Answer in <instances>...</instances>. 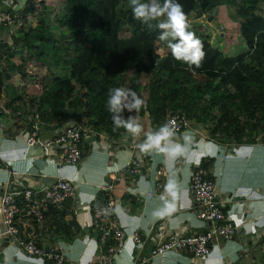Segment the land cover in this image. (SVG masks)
<instances>
[{
    "label": "crops",
    "instance_id": "1",
    "mask_svg": "<svg viewBox=\"0 0 264 264\" xmlns=\"http://www.w3.org/2000/svg\"><path fill=\"white\" fill-rule=\"evenodd\" d=\"M21 1L0 0V11L20 7L24 23L25 18L41 15L24 12L29 2L22 5ZM215 11V21H221L220 29L226 31L231 25L241 27L237 16L230 15L228 5L220 3ZM208 16L198 19L196 13L192 12L188 22L204 24L206 19L209 20ZM204 26L209 30L210 27ZM15 28L0 29V72H3L5 83L0 96V198L8 189L16 199H21L24 189L50 186L59 179L73 181L77 189L76 199L66 202L59 209L66 212L62 224L69 226L71 222L75 223L71 232L76 236L71 238L68 229L61 226L57 233L50 210L43 226L52 229L55 239L44 232L41 245L46 248L62 246L66 252V264H92L100 252L99 236L92 228L93 210L108 198L101 190L102 185L121 177L123 181L117 183V191L112 194L119 201L116 222L127 235L139 232L143 243L136 245L132 239H128L115 264H238L252 258L258 259L264 254V244L260 239L264 226L263 141L253 145L228 146L210 139L206 132L203 134L191 128L178 134L168 133L154 148L153 145L149 146V137H156L149 129V114L146 113L144 117L130 115L128 121L135 119L134 126L140 129L139 132L124 134L120 140H111L90 128L82 143V162L76 167L58 168L54 149L45 154L40 144L33 147L28 145L27 122H24L27 114L13 113L14 110L8 107L12 100H8V92L12 90L13 98L17 93H22L16 89L19 82L15 74L25 67L17 55L26 50L22 44L19 47L21 36L15 32ZM245 49L244 55L249 51L247 45ZM15 81L17 83H13ZM35 84L28 86L27 95L38 98L42 94L41 84ZM153 133L154 136L151 135ZM56 134L54 125H43L38 139L52 140ZM210 159L213 164L205 174L216 182L217 199L223 203L230 222L236 225L237 234L232 240L222 241L215 246L206 258L178 251L153 258V249L171 236H193L209 230L210 226L193 211L190 183L194 172ZM133 160L142 165V174L129 175ZM159 171L163 172L160 177ZM158 181L163 183L162 190L157 188ZM19 222L24 228L32 223L25 218ZM3 230L0 220V264H46L39 259L29 258L15 246L11 247L9 239L2 236Z\"/></svg>",
    "mask_w": 264,
    "mask_h": 264
},
{
    "label": "trees",
    "instance_id": "2",
    "mask_svg": "<svg viewBox=\"0 0 264 264\" xmlns=\"http://www.w3.org/2000/svg\"><path fill=\"white\" fill-rule=\"evenodd\" d=\"M62 1L66 11L58 19L59 37L42 21L24 35L23 49H31V59L45 64L50 74L41 84L40 97L17 93L9 104L13 113H29L30 120L39 123V130L51 124L57 131L83 125L111 140L121 139L131 132L116 126L114 117L127 122L131 111L123 107L121 112L111 113L107 100L109 89L127 87L129 82H124V75L134 66V79H149L138 95L144 101L139 116L149 114L151 130L156 135L166 128L172 115L181 114L187 117L192 129L205 128L207 136L220 144L236 147L264 142V14L252 3L254 0H196L193 11L198 19L213 13L220 3L236 9L249 52L227 60L217 52H209L206 43L211 55H204L199 68L192 65L190 69L183 61L174 59L171 52L161 59L156 46L160 42L159 30L148 28L156 22L145 25L135 19L132 11L126 9L125 0ZM28 2L30 9L24 12L41 14L35 8V0ZM156 2L162 4L163 0ZM121 20L125 22L122 26ZM126 28L131 31V38H119ZM219 62L226 68H219ZM57 69L63 71L62 75L57 74ZM20 71L23 79L31 80L25 71ZM4 87V75L0 72V96ZM132 103L128 96L125 104ZM212 164V159L204 161L202 169L208 171ZM68 201L71 200L63 205ZM61 207L50 209L53 227L57 233L60 226L68 229L73 238L76 233L71 228L75 223L71 222L70 227L62 224L66 212H61ZM49 233L54 235L52 229ZM238 264H264V254Z\"/></svg>",
    "mask_w": 264,
    "mask_h": 264
},
{
    "label": "built area",
    "instance_id": "3",
    "mask_svg": "<svg viewBox=\"0 0 264 264\" xmlns=\"http://www.w3.org/2000/svg\"><path fill=\"white\" fill-rule=\"evenodd\" d=\"M14 7V6H13ZM13 7L0 11V29L11 30L16 26ZM39 123H27V143L33 147L38 144L49 154L54 149L57 155V167H76L83 160L82 143L87 137L88 128L79 125L62 127L52 140H39ZM191 124L185 115L174 114L168 121V133L178 134L191 129ZM163 134V130L156 135ZM161 141V140H160ZM160 145L153 144L154 148ZM2 163L0 162V166ZM142 165L133 160L129 170L130 176L142 174ZM158 175H163L162 171ZM116 177L112 182L102 185L101 190L108 195L107 200L97 205L93 210L92 228L99 233L100 252L92 264H115L126 241L132 239L136 245L143 243L139 232L132 236L116 222V208L119 201L112 197L117 191V183L122 182ZM157 188L163 189V183L157 182ZM190 194L194 201L193 211L197 217L210 226L209 230L193 236H171L152 251V257L164 256L170 251L187 252L197 258L211 255L213 248L222 241H230L237 234V227L228 218V213L221 201L217 199L216 182L208 178L202 168H198L190 183ZM77 189L73 181L59 179L56 183L42 188H26L22 198L16 199L8 189L4 190L0 198V220L4 230L2 236L7 237L10 246L16 247L29 258L39 259L46 264H66V252L62 246L49 248L41 245L44 232L50 230L43 227L48 211L55 206L61 207L67 200H75ZM151 197V195H149ZM30 219V226H21L20 219ZM52 238L55 237L51 234ZM260 239L264 244V226L260 231Z\"/></svg>",
    "mask_w": 264,
    "mask_h": 264
},
{
    "label": "rangeland",
    "instance_id": "4",
    "mask_svg": "<svg viewBox=\"0 0 264 264\" xmlns=\"http://www.w3.org/2000/svg\"><path fill=\"white\" fill-rule=\"evenodd\" d=\"M26 1H28V0H23V2L21 1L20 4L23 5L24 2L26 3ZM125 2H126L125 3L126 9L132 11L131 7L129 6V0H125ZM252 3H255L258 7V11L262 12L264 14V0H258V1L254 0ZM20 4L18 6H21ZM30 5L31 4L28 3V5L26 7H28V9H30ZM34 5H35V8L40 11L42 16L40 15L41 16L40 17L39 15H33V16H30L29 19L25 18L26 23H24L23 19L20 16V12H21V10L19 12L20 7L19 8L13 7V9H14L13 11L15 12V16H16V19H15L16 23L15 24L17 26V27L15 26L16 28L14 27L15 32H19L18 35L21 36V42H18L19 47L21 44H23V39H24L25 33L30 28H33L34 24L38 25L39 21L44 22L50 28L51 33H53L57 37L60 36L61 31L59 29L60 26L58 23V19L61 18L65 14L66 4L62 0H35ZM228 11H229V9H228ZM231 14L233 16H237L236 9L230 8V15ZM190 15L187 16V20H189L188 17ZM209 15H210V16H208L209 20L206 19L204 21V24H206L208 27H210L209 30L207 28H205L203 23H199V22L194 23V24H190V29H189V30L195 32L196 36L201 40V42L203 44V51H204L205 55L210 56L211 54H209V52L214 51V53L217 52L218 54H221L223 56V58L227 59V60H231V59L243 56L244 53L247 51V49H245L246 45H245L244 41L242 40L243 37L241 34V27L239 28V25L236 27L231 25V26H229V28L226 31H224V30L220 29L221 21H219L220 24L217 23V21H215L216 15L213 16V13H210ZM211 17H213V20L210 21ZM237 20L240 23L239 18ZM120 22H121V26L125 23L123 20H121ZM212 23L215 25H213ZM25 25H26V27H25ZM23 27H25V28H23ZM21 28L23 30L22 32H20ZM131 36H132V33H131V31H129V29L127 30V28L125 31H122L119 34V38L130 39ZM12 37H13V35H12ZM206 38H207V40H206ZM19 41H20V39H19ZM172 41H175V40H172ZM206 43L208 44V46L211 50H209V48L206 46ZM156 46H157L158 54L162 60L167 57L169 52H171V50L166 45H164L163 42H161V41L157 42ZM208 50H209V52H208ZM31 51H32L31 49H30V51L29 50L28 51L22 50L19 52V55H17L18 58L22 60V62H23L22 64H26L22 71H25V73L30 78H33V80H30L28 78L23 79L21 71H19V74H17V73L15 74L16 77H18L17 82H19L18 83L19 86L16 89L21 91V92H24V93L27 92V88L30 84L31 85H36L35 83H37L38 85L42 84V82L44 80L48 79L49 74H50L49 68L45 64L38 62L35 59H31V57H30V55H32ZM225 52H227V54L229 56L227 54H225ZM32 62H35L36 64H34ZM19 63H21V62H19ZM219 65H220V66H218L219 68H221L222 66H223L222 69L226 68L221 63ZM184 66L188 69L192 68V66L189 67V65L186 63H184ZM56 72L59 75H62V73H63V71L61 69H59V70L57 69ZM134 73H135V67L130 66L126 71V74L124 75V77H125L124 82H129V84L127 85V87H125V89H131L138 96L143 92L144 87L147 85L149 79H148V77H145V76L134 79L133 78ZM132 80H134V82ZM17 82L15 81L13 83H17ZM21 85H22V87H21ZM41 92H42V85H41ZM7 97H8V100L13 99L12 90L10 92H8ZM8 102L9 101H7L6 103H8ZM8 107H9V105H8ZM28 115H29V113L27 114L26 118H24V122H25V120L27 123L30 121ZM130 115H132L133 117L134 116L140 117L139 116V110L132 109L130 112ZM127 122H128V119H127ZM149 129L151 132H153L151 130V126ZM204 129L205 128H200L198 131L201 133L206 132ZM89 130H90V128H89ZM131 134L133 135L134 133L131 132ZM151 135L154 136V133ZM121 139H123V137ZM118 140H120V139H118ZM158 177H160V175H158ZM149 195H150V193H149ZM44 223H45V221L43 222V225H44ZM68 243L72 244V242H68Z\"/></svg>",
    "mask_w": 264,
    "mask_h": 264
},
{
    "label": "clouds",
    "instance_id": "5",
    "mask_svg": "<svg viewBox=\"0 0 264 264\" xmlns=\"http://www.w3.org/2000/svg\"><path fill=\"white\" fill-rule=\"evenodd\" d=\"M23 2V0H22ZM133 17L143 24L148 25L149 21H155L154 27L148 25L149 29H158V40L165 42L171 50V54L177 61H183L189 67L195 65L197 68L201 66V61L204 58L203 44L196 36L195 32L189 30L190 24L183 10V5L176 0H163V3H157L156 0H129ZM172 40H177V43H172ZM128 96L132 97L134 103L125 104ZM144 101L131 89L122 87L109 89V98L107 107L111 113H119L123 107H128L129 111L133 108L139 110ZM116 126H123L132 133L139 132V128L134 126L135 119H130L128 122L122 121L118 116L114 117ZM168 135L167 129L163 130V134L157 137H149L150 144H158L160 140Z\"/></svg>",
    "mask_w": 264,
    "mask_h": 264
},
{
    "label": "water",
    "instance_id": "6",
    "mask_svg": "<svg viewBox=\"0 0 264 264\" xmlns=\"http://www.w3.org/2000/svg\"><path fill=\"white\" fill-rule=\"evenodd\" d=\"M177 3L183 5V10L186 16L190 15L193 12L196 0H176ZM216 11H213V16L216 15ZM213 20V17L210 18V21Z\"/></svg>",
    "mask_w": 264,
    "mask_h": 264
}]
</instances>
